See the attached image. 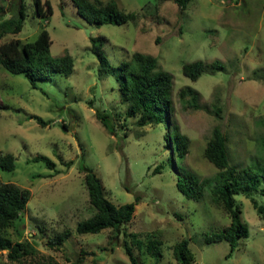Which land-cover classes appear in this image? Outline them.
I'll return each mask as SVG.
<instances>
[{
  "label": "rangeland",
  "instance_id": "obj_1",
  "mask_svg": "<svg viewBox=\"0 0 264 264\" xmlns=\"http://www.w3.org/2000/svg\"><path fill=\"white\" fill-rule=\"evenodd\" d=\"M20 1L0 0V22L18 14ZM49 1L52 14L40 16L34 1L24 0L23 29L0 39V45L15 38L35 40L46 28L50 55L69 53L75 60L71 75L55 72L50 80L38 81V87L24 73L0 68V150L12 153L17 163L13 171L0 168V183H16L31 192L22 217L6 232L13 241L34 247L18 261L1 251L0 264H72L81 257L79 264H134L127 245L135 264H179L174 246L184 238L190 240L193 264H264V215L248 195L235 199L249 234L228 257L229 242L208 244L205 237L229 225L230 214L208 189L195 200L176 185L177 173L184 169L200 180L216 176L219 169L205 149L217 126L227 136L230 165L259 168L264 155V0H190L183 10L175 0H113L138 17L100 26L89 24L72 0ZM92 38L102 43L115 67L136 52L156 57L157 71L174 76L171 115L166 112L162 123L146 125L139 124L140 115L128 117L120 82L114 74H101ZM197 60L208 65L220 60L225 70L209 69L192 80L183 66ZM186 86L197 91L199 107L180 97ZM99 110L110 114L114 132L98 119ZM176 126L190 139L184 157L176 148ZM37 155L49 156L55 168L28 162ZM82 166L100 177L114 204L136 203L129 223L99 233L77 232L78 223L96 212ZM253 197L264 206L261 192ZM132 232L144 241L141 247L132 242ZM60 235H65L62 244L51 245ZM153 237L162 243L161 256L147 250Z\"/></svg>",
  "mask_w": 264,
  "mask_h": 264
},
{
  "label": "trees",
  "instance_id": "obj_2",
  "mask_svg": "<svg viewBox=\"0 0 264 264\" xmlns=\"http://www.w3.org/2000/svg\"><path fill=\"white\" fill-rule=\"evenodd\" d=\"M35 13L40 16L52 14V6L49 0H33ZM78 13L92 25L105 24L121 25L130 20H135L138 14L126 12L119 8L113 0L103 2L101 0H72ZM178 6L186 9L190 0H175ZM0 14L2 8L0 7ZM27 17L26 4L20 1L19 11L16 16L4 19L0 22V39L7 34H18L23 29ZM92 50L97 55L101 74H114L120 85L121 100L128 103V117L140 115L139 124L162 123L165 114L171 115L173 111L171 93L174 84V76L165 70L157 71L158 59L156 57L136 52L131 61H124L118 67L113 66L103 51V45L97 38H92ZM52 39L49 31L42 28L35 40H23L15 38L0 45V68H5L11 73H24L33 87H38V81H48L55 72H61L67 76L71 75L75 60L74 57L65 53L61 57L50 55ZM209 69L212 72L225 70V64L215 60L210 65L203 60L186 63L183 66L184 74L192 80H197ZM183 101L195 107H199V95L191 86H186L179 92ZM189 97V98H187ZM98 119L111 132L115 131L111 116L106 111H97ZM40 124L47 125L43 118L32 115ZM65 126V125H64ZM176 148L181 157L189 150L190 139L180 132L176 126L174 132ZM264 150V137L261 139ZM205 156L218 169L216 176L200 180L195 173L188 170L178 171L176 185L178 189L189 199L200 200L205 190L211 191L215 202L221 204L231 216V223L220 231L211 232L206 235V243L227 241L230 244L228 257H231L239 245V240L249 234L248 226L243 222L241 207L237 204L235 196L238 194L248 195L258 209L264 215V206L260 205L253 197L254 192L264 195V155L258 165L259 168L243 166L240 168L230 165L228 155L227 136L220 127H215L205 149ZM43 161L49 168L54 169L56 163L46 155H37L30 158L28 162ZM72 164V161L68 163ZM16 157L12 153H4L0 150V168L8 171L16 169ZM163 165L158 166L160 170ZM84 180L89 192L90 203L96 212L89 218L82 220L77 225V232L99 233L104 229L116 230L120 226L129 223L134 217L136 203H125L120 206L114 204L106 195L105 188L100 177L90 168L82 166ZM29 189L16 183H0V252L7 251V257L11 261H18L34 252V247L28 241H13L6 230L15 225L22 217L30 200ZM132 242L141 247L144 241L137 239L138 233L132 232ZM65 235L51 240V245H60ZM137 239V240H136ZM161 242L156 238H150L147 250L154 256H161ZM128 254L134 264L137 263L130 245H127ZM174 257L179 264H193L195 255L190 248V240L184 238L174 246ZM82 257L75 263L79 264ZM97 264V263H95Z\"/></svg>",
  "mask_w": 264,
  "mask_h": 264
},
{
  "label": "water",
  "instance_id": "obj_3",
  "mask_svg": "<svg viewBox=\"0 0 264 264\" xmlns=\"http://www.w3.org/2000/svg\"><path fill=\"white\" fill-rule=\"evenodd\" d=\"M87 32H88V33H90V30H89V29H87Z\"/></svg>",
  "mask_w": 264,
  "mask_h": 264
}]
</instances>
